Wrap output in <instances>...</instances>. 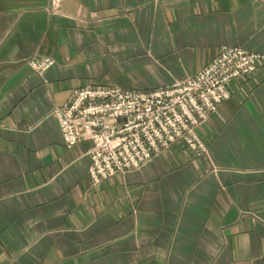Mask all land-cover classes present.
Instances as JSON below:
<instances>
[{
	"label": "crops",
	"instance_id": "crops-1",
	"mask_svg": "<svg viewBox=\"0 0 264 264\" xmlns=\"http://www.w3.org/2000/svg\"><path fill=\"white\" fill-rule=\"evenodd\" d=\"M0 0V264H264V62L182 143L98 186L72 91L148 92L223 47L264 55V0ZM49 57L38 72L30 59Z\"/></svg>",
	"mask_w": 264,
	"mask_h": 264
},
{
	"label": "built area",
	"instance_id": "built-area-1",
	"mask_svg": "<svg viewBox=\"0 0 264 264\" xmlns=\"http://www.w3.org/2000/svg\"><path fill=\"white\" fill-rule=\"evenodd\" d=\"M62 1L50 0L48 10L58 12ZM263 62L262 54L223 47L208 65L170 86L143 92L86 85L73 90L53 115L66 148L81 140L91 142L88 177L98 186L137 170L176 143L195 156L205 154L198 127L230 98L232 81L252 75ZM52 64L49 57L28 60L38 72Z\"/></svg>",
	"mask_w": 264,
	"mask_h": 264
}]
</instances>
